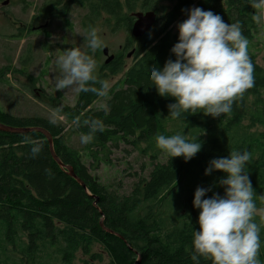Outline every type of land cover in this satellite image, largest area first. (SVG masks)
I'll return each mask as SVG.
<instances>
[{"label": "trees", "instance_id": "1", "mask_svg": "<svg viewBox=\"0 0 264 264\" xmlns=\"http://www.w3.org/2000/svg\"><path fill=\"white\" fill-rule=\"evenodd\" d=\"M166 2L173 5H163ZM194 4V0H57L38 8L31 24L38 28L36 31L43 30L36 24L74 6L84 12L81 27L85 35L100 24L112 33L123 30L128 34L125 51L134 50L135 54L127 69L123 52L102 67L99 57L103 52L94 54L99 79L109 80L122 72L124 76L104 97L105 109H95L103 97L79 92L75 106L65 107L60 113L72 123L69 130L46 118L12 115L0 106L1 125L46 130L64 166L53 159L44 134L0 131V264H193L192 232L199 230L194 192L197 187L212 186L224 175L219 171L209 176L204 173L210 160L227 157L232 150L251 154L246 171L257 209L264 211V68L257 57L249 54L254 86L233 104L230 114L220 118L202 112L176 120L168 117L167 105L174 99L160 97L147 78L148 71L162 68L170 58L175 60L171 48L178 42V31L174 27L183 22ZM197 7L219 14L227 24L239 21L249 42L261 29V8H252L248 0H199ZM140 11L154 12L157 21L143 38L134 39L133 14ZM20 72L27 74L24 68ZM9 73V66L1 68L0 82ZM88 118L101 119L105 126L86 145L88 156L94 159L93 170L101 164V153L105 162L110 161V145L156 144L157 135L180 132L190 139L199 138L202 148L188 162L154 148L148 177L139 176L131 192L123 195L102 184L85 164L83 154L67 143L69 131L74 135L88 131L83 125ZM172 125L173 132H169ZM32 143L42 145L36 158L30 154ZM162 156L166 157L164 163L160 162ZM66 167L72 168L86 188L69 175ZM213 193L222 196L223 188L213 187L205 198ZM262 217L254 216L260 227L259 264H264ZM200 264L211 262L201 258Z\"/></svg>", "mask_w": 264, "mask_h": 264}, {"label": "clouds", "instance_id": "2", "mask_svg": "<svg viewBox=\"0 0 264 264\" xmlns=\"http://www.w3.org/2000/svg\"><path fill=\"white\" fill-rule=\"evenodd\" d=\"M248 3L254 9L264 8V0H248ZM186 14L187 19L177 24L178 42L171 48L175 60L170 58L162 68L148 71L147 78L160 97L174 99V103L167 105L168 117L176 120L202 112L220 118L230 114L233 104L254 86L249 41L239 21L227 24L219 14L200 7L189 8ZM83 37L88 52L73 47L54 58L59 70L54 87L57 91L75 90L106 97L112 84L97 77L94 58L104 47V41L95 28H90ZM61 112L60 107L53 110L49 123L55 124ZM83 125L88 131L79 137L82 145L90 144L105 127L98 118L85 119ZM155 143L169 157H183L185 162L202 148L199 138L190 139L180 132L157 135ZM41 151V144L32 143V158ZM250 160L247 150H232L227 157L209 161L206 176L216 171L224 175L212 186L197 187L194 192L193 207L199 210V230L192 232L193 264H200L201 258L211 264H259L260 227L254 221L258 209L246 171ZM217 186L223 188L224 194L213 193L205 198Z\"/></svg>", "mask_w": 264, "mask_h": 264}, {"label": "rangeland", "instance_id": "3", "mask_svg": "<svg viewBox=\"0 0 264 264\" xmlns=\"http://www.w3.org/2000/svg\"><path fill=\"white\" fill-rule=\"evenodd\" d=\"M1 1L4 4L9 1L10 3L0 6V10H3L0 18V69L9 66L11 73L0 82V106L15 116L51 120V113L57 107L64 110L65 107L72 108L76 104L79 92L57 91L54 87L55 79L59 78V70L55 66L54 58L73 47L80 48L84 52L88 51L83 37L85 33L81 27L84 12L74 6H70L69 12L59 10L54 17L35 25V27L42 25L43 30L24 34L26 26L33 28L31 24L38 8L57 0ZM198 1L194 0L195 4L192 7H197ZM163 5L173 4L166 2ZM260 18L261 29L254 40L249 42L248 54L255 55L258 64L264 68V8H261ZM174 31H178L177 25ZM97 32L104 41L101 52L104 48H108L111 55L121 52L128 41V34L123 30L112 33L100 24ZM126 54L124 62L127 69L132 66L134 59H127ZM107 59L104 54L99 57L101 67ZM23 68L26 69V75L20 72ZM107 74L110 73L107 71ZM123 76L124 72L110 76L108 81L114 87ZM105 108L106 99L103 97L95 104V109ZM55 123L62 124L66 130H69L72 124L63 114ZM172 127L174 125L168 127L169 132H173ZM70 132L67 133L68 145L83 154L85 164L105 186L117 190L120 194H129L139 176L148 177L152 169L151 150L157 147L153 142H141L136 146L127 143H120L118 147L110 145L108 147L111 151L110 161L105 162L106 157L101 153L98 157L101 164L97 170H93L94 159L88 156L86 145L80 144V135ZM142 150L149 151L142 153ZM165 161L166 157L162 156L160 162ZM184 189L186 190V187ZM255 216H264V211H258ZM259 252H262V249Z\"/></svg>", "mask_w": 264, "mask_h": 264}, {"label": "water", "instance_id": "4", "mask_svg": "<svg viewBox=\"0 0 264 264\" xmlns=\"http://www.w3.org/2000/svg\"><path fill=\"white\" fill-rule=\"evenodd\" d=\"M9 2H5V5H7ZM133 18H134V23L131 29V35L134 39H141L143 38L146 34H148L150 32V30L154 27V25L156 24L157 21V15L154 12H136L133 14ZM46 27V26H45ZM44 27V28H45ZM41 29V28H39ZM135 51L130 52L127 57L128 58H132V56L134 55ZM103 54L105 57H107L108 59L105 62V65H109L112 63V61L114 60V56H110L109 54V49L108 48H104L103 49ZM0 131L2 132H6V133H14V134H19V133H29V132H39L45 135V137L47 138L49 145H50V151L52 154L53 159L62 167L64 168L63 164L61 163L60 159L58 158V156L56 155V152L54 150V144H53V138L52 136L43 129H27V130H19V129H13V128H9L6 126H3L0 124ZM66 169L69 171V175L75 179L83 188H86L85 184L79 180L75 173L73 172L72 168L70 167H66ZM138 264H141L140 261L138 262Z\"/></svg>", "mask_w": 264, "mask_h": 264}, {"label": "flooded vegetation", "instance_id": "5", "mask_svg": "<svg viewBox=\"0 0 264 264\" xmlns=\"http://www.w3.org/2000/svg\"><path fill=\"white\" fill-rule=\"evenodd\" d=\"M9 3H10V1H9ZM9 3H8V4H9ZM8 4H7V5H8ZM0 6H5L4 2L1 1V0H0ZM1 10H2V9H1ZM1 10H0V18H1L2 13H3V12H2L3 10H2V11H1ZM4 15H5V14H4ZM31 27H32V26H31ZM36 29H38V28H31V29H30V26H26L25 29H24V30H26V32H25L24 34L30 33V31H32V32H39V31H36ZM21 35H23V33H22ZM127 43H128V42H127ZM127 43H126V45H125L124 47H122V51H121V52H123V55L126 54V53H125V52H126V51H125V48H126V46L128 45ZM132 51H134V50H132ZM128 53H129V52H128ZM134 54H135V53H134ZM110 56H111V54H110ZM112 56H114V59L116 58V54H115V55L113 54ZM133 57H134V55L132 56V58H133ZM126 58H127V59H131V58H128V57H127V54H126ZM123 60L125 61V58H124Z\"/></svg>", "mask_w": 264, "mask_h": 264}]
</instances>
